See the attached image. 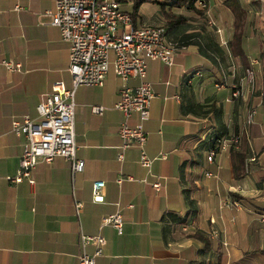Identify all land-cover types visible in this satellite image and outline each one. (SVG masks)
Instances as JSON below:
<instances>
[{"label": "crops", "instance_id": "obj_1", "mask_svg": "<svg viewBox=\"0 0 264 264\" xmlns=\"http://www.w3.org/2000/svg\"><path fill=\"white\" fill-rule=\"evenodd\" d=\"M163 3L148 13L139 4L133 21L162 25L166 38L183 45L171 65L145 59L153 93L143 121L149 168L138 163L134 143L117 158L123 116L113 103L121 80L108 67L101 85L73 91L74 156L82 168L72 171L59 155L38 158L29 184L6 178L16 172L25 139L10 123L22 114L35 119L53 81L70 87L68 42L49 23L54 0H0V264H77L79 231L105 239L94 264H245L244 254L264 252V51L248 53L240 39L233 42L224 0L198 1L201 14ZM166 14L184 19L170 22ZM254 22L244 17L240 35L252 33L244 27ZM191 70L198 73L186 82ZM233 86L240 93L227 100ZM136 121L133 112L127 122ZM226 133L238 134V144L208 161L210 137ZM94 180L103 181L97 200ZM115 211L119 233L100 222Z\"/></svg>", "mask_w": 264, "mask_h": 264}, {"label": "built area", "instance_id": "obj_2", "mask_svg": "<svg viewBox=\"0 0 264 264\" xmlns=\"http://www.w3.org/2000/svg\"><path fill=\"white\" fill-rule=\"evenodd\" d=\"M47 13L51 16L49 23L57 26L60 38L68 42L67 71L70 87L64 86L61 80L53 81L50 90L35 105V119L22 114L11 120V130L17 135L22 134L25 139L16 172L6 178L13 182L26 178L32 184L30 172L36 160L40 158L50 162L56 155L68 159L72 171L82 168V159L74 156L73 91L79 85H101L109 63L113 73L121 80L117 90L118 98L113 103V107L120 110L123 116L117 127L120 138L117 158L121 159L122 150L134 143L138 148V163L148 169L152 157L144 150L147 132L143 128V121L148 118L149 100L153 93L145 78V59H159L171 65L183 45L166 38L162 25H135L130 13L121 7L120 0H54V9ZM3 64L9 69L15 66L10 60H4ZM197 73L191 70L183 78L186 82L190 81L191 76ZM245 73L251 81L252 69L246 68ZM129 78H136L137 81L130 84ZM239 93L240 87L233 86L226 99L231 100ZM102 110L100 104L90 105L93 113L101 114ZM133 112L137 115V121L128 124L127 120ZM253 113L254 109L248 111L247 120H250ZM238 142V134L226 133L220 136L207 148L206 159L212 161L218 151L236 146ZM102 185V180L92 182L93 199L101 198ZM151 185L158 189L159 181L153 180ZM79 205L76 201V211ZM100 222L110 224L120 232L121 216L118 211L103 215ZM78 238L80 252L77 264H94L95 256L102 252L104 237L99 233L86 234L79 231ZM86 245L92 246L90 252L86 251Z\"/></svg>", "mask_w": 264, "mask_h": 264}, {"label": "rangeland", "instance_id": "obj_3", "mask_svg": "<svg viewBox=\"0 0 264 264\" xmlns=\"http://www.w3.org/2000/svg\"><path fill=\"white\" fill-rule=\"evenodd\" d=\"M211 1V0H210ZM161 2L163 0H147L141 2V10L144 13H148L152 11V9L158 7V9L161 6ZM229 2H233V0H230ZM120 5L122 8H125L126 10H131L132 7V0H120ZM245 5V7H243ZM242 5V8L236 7L234 5V11H231V19H230V25L232 26L233 29V21H234V13L242 15V17H246L251 19L254 22V25H247L248 29L253 31L252 33L244 34L242 33L241 35L236 34L235 38H233V42L238 41L240 39L241 42H244L243 45L241 46L245 52H259L260 50L264 51V27H262V22L264 21V0H258L256 2L255 0H245V4ZM165 8V5H163ZM229 12V11H228ZM256 13V14H255ZM258 14V15H257ZM260 15V16H259ZM263 21H262V20ZM237 22V21H236ZM239 28H242L240 26ZM254 28V29H253ZM248 41H251L250 47L247 44ZM253 54V53H252ZM110 59L112 58L111 52L109 53ZM109 67H111V63H109ZM112 68V67H111ZM253 254V255H252ZM245 262V264H261L263 262L264 264V252H253L251 255H243L242 260Z\"/></svg>", "mask_w": 264, "mask_h": 264}, {"label": "trees", "instance_id": "obj_4", "mask_svg": "<svg viewBox=\"0 0 264 264\" xmlns=\"http://www.w3.org/2000/svg\"><path fill=\"white\" fill-rule=\"evenodd\" d=\"M143 1H147V0H132V7H131V11L129 12L130 13V16H131V19H132V22L134 21V17L136 16V13H137V8L139 6V4ZM164 1H167V0H163ZM198 1H202V0H170L171 4L172 5H175V6H182L184 7L185 9H188V10H192L194 12H197L198 14H201L203 12V9L202 8H197L196 7V3ZM226 5L231 9V11H234V5L236 7H239V4L236 2V0H233V2H229L230 0H224ZM163 2H161V4H164ZM166 18L168 19V21H173L175 23L181 21L184 19V17H182V15L180 14H176V15H173V14H166ZM237 21V22H236ZM244 21V18L242 17V15H239V14H236L234 13V21H233V38H235L236 34H238V37L240 35V26H242V23ZM232 38V39H233ZM224 134H221V135H212L209 139V144H208V147L217 139L219 138L220 136H222Z\"/></svg>", "mask_w": 264, "mask_h": 264}]
</instances>
